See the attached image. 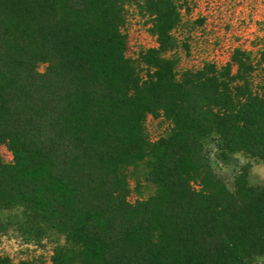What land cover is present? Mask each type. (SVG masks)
Returning a JSON list of instances; mask_svg holds the SVG:
<instances>
[{
	"label": "trees",
	"instance_id": "trees-1",
	"mask_svg": "<svg viewBox=\"0 0 264 264\" xmlns=\"http://www.w3.org/2000/svg\"><path fill=\"white\" fill-rule=\"evenodd\" d=\"M202 2L0 0V144L14 157L0 160V213L22 209L31 240L54 245L49 264L264 255V188L208 182L203 156L213 146L223 163L264 160V39L227 44ZM132 11L155 47L131 51ZM149 117L166 123L156 141ZM139 167L134 188L150 190L131 203Z\"/></svg>",
	"mask_w": 264,
	"mask_h": 264
},
{
	"label": "rangeland",
	"instance_id": "rangeland-1",
	"mask_svg": "<svg viewBox=\"0 0 264 264\" xmlns=\"http://www.w3.org/2000/svg\"><path fill=\"white\" fill-rule=\"evenodd\" d=\"M198 8L206 11L216 7L215 14L221 18L219 33L227 39V44L251 43L258 45L264 39V0H202ZM217 5V6H214ZM218 8V9H217ZM135 16H133L132 14ZM129 15V41L131 51H140L156 46L154 37L149 32V19L140 18L133 11ZM225 42V41H224ZM250 47V46H249ZM210 51L226 58V47H210ZM181 57L187 61V51L181 50ZM38 71H44V65L38 66ZM166 129V123L149 117L146 121V131L151 141H156ZM203 156L207 166V180H213L217 185H223L228 192L235 193L236 185L242 181L251 188H264V160L252 158L243 153L233 154L225 163L217 160L213 146L204 148ZM0 160L6 166L14 164L13 152L7 144H0ZM139 167L135 172H129L130 192L127 200L134 203L139 198H146L150 188L140 189L138 195L134 188L135 179L142 174ZM192 187L201 190V180L192 178ZM220 187V186H219ZM22 215V209L9 210L0 213V255L8 254L17 264H49L53 246L50 241L33 242L26 233L30 223ZM251 264H264V255L252 259Z\"/></svg>",
	"mask_w": 264,
	"mask_h": 264
}]
</instances>
